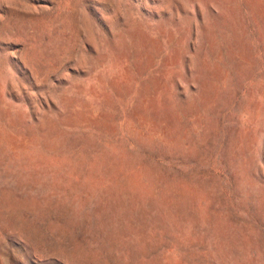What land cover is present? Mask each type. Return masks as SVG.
Segmentation results:
<instances>
[{
    "label": "rangeland",
    "instance_id": "1",
    "mask_svg": "<svg viewBox=\"0 0 264 264\" xmlns=\"http://www.w3.org/2000/svg\"><path fill=\"white\" fill-rule=\"evenodd\" d=\"M0 264H264V0H0Z\"/></svg>",
    "mask_w": 264,
    "mask_h": 264
}]
</instances>
